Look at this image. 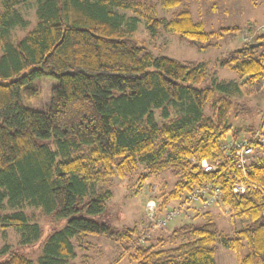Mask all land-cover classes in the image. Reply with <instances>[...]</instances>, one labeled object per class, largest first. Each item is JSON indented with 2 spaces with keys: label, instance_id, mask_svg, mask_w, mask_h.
<instances>
[{
  "label": "trees",
  "instance_id": "obj_1",
  "mask_svg": "<svg viewBox=\"0 0 264 264\" xmlns=\"http://www.w3.org/2000/svg\"><path fill=\"white\" fill-rule=\"evenodd\" d=\"M36 1V26L12 43L10 31L26 25L17 8L29 0H0V209L5 201L15 211L0 215V229L15 230L23 246L39 241L41 255L34 263L4 245L0 264H70L89 235H102L126 250L132 244L130 264H216L217 242L239 264H264V144L250 140L255 154L245 181L229 158L232 149L222 146L238 137L229 118L245 111L232 95L251 96L264 88V32L218 59L217 66L237 78L218 82L215 69L154 56L133 39L143 23L152 35L163 28L205 51L240 32L237 26L206 31L181 0H160L172 11L167 21L157 17L153 3ZM43 76L57 80L47 109L24 106L21 96L35 97L33 82ZM258 130L264 134V112ZM202 162L217 168L206 172ZM139 168L135 189L164 173L176 179L168 193L159 189L150 197L158 211L210 184L220 191L219 206L248 223L228 236L208 212H197L202 221L171 233L185 242L157 248L162 237L142 245L135 227L115 229L95 220L112 198L111 180ZM238 181L245 184L244 193L234 192ZM23 207L40 208L64 224L41 239L42 230Z\"/></svg>",
  "mask_w": 264,
  "mask_h": 264
},
{
  "label": "rangeland",
  "instance_id": "obj_2",
  "mask_svg": "<svg viewBox=\"0 0 264 264\" xmlns=\"http://www.w3.org/2000/svg\"><path fill=\"white\" fill-rule=\"evenodd\" d=\"M136 2H146L156 4L157 17L166 21L171 18L172 11H166L160 6V0H132ZM183 6L189 9L191 17L195 22L202 23L204 29L208 32L217 31L221 28H232L237 26L240 29L235 36L229 35L220 41V47L216 49H207L198 51L191 47L187 41L180 40L176 36L160 28L156 34L149 33L143 23H138L133 34V39L146 47L154 56H165L171 59L204 64L207 71L215 69L214 78L218 82H236L237 78L232 72L217 66V61L227 52L238 48L244 42L253 40L261 29H264V2L261 0H181ZM22 19L25 21V27L16 26L9 33L12 43H16L28 31L32 30L37 23V1L29 0L24 5L17 8ZM126 16H131L126 13ZM248 27H252V33H249ZM258 27V28H257ZM264 31V30H263ZM262 33V32H261ZM253 43V42H252ZM210 79L209 81H211ZM57 80L53 76H43L33 82V86L38 90V94L26 99L21 96L24 106L38 111H45L50 103V90L56 84ZM232 99L245 109L238 114H233L229 118V123L234 131H237L236 139H228L226 142H249L257 138L264 144V134L259 129L262 113L264 112V88L251 96H245L241 93L232 95ZM207 111V110H206ZM253 129L249 134L246 130ZM230 138V134L228 135ZM233 151L229 153L231 155ZM142 172L141 168L133 171L123 179L117 177L110 182L112 198L107 203L105 212L101 218H94L108 223L112 228H133L139 233V243L146 245L147 240L154 237L163 238V243L157 248H170L186 241V239L171 237L172 231L189 221H202L196 213L208 212L211 220L218 229L225 235L232 236L234 232L241 229L248 223L246 219H234L226 208L216 205L200 210L198 206H184L181 201H169L163 211L157 210V204L154 202L153 216L148 212L147 204H152L151 196L155 195L159 189L164 193L172 190L176 181L169 173L161 174L157 177L148 179L141 189H135L138 174ZM3 202V208L0 209V215L13 213ZM23 212L28 216L31 224H37L42 230L44 238L51 229L60 228L64 221H52L44 216L40 208L23 207ZM177 211V215L163 227L152 228V221L156 222L159 217H163L168 211ZM192 219V220H191ZM1 226V225H0ZM152 233V234H151ZM146 234H150L149 236ZM8 245L13 250L22 252L34 263L41 255V244L34 242L23 246L19 244V235L13 229H0V248ZM214 259L216 264H239L236 255L218 242L216 244ZM83 248H75L76 258L70 264H130L128 255L131 252V246L126 250L123 245L117 244L102 235H89L82 242ZM246 249L242 251L245 254Z\"/></svg>",
  "mask_w": 264,
  "mask_h": 264
},
{
  "label": "built area",
  "instance_id": "obj_3",
  "mask_svg": "<svg viewBox=\"0 0 264 264\" xmlns=\"http://www.w3.org/2000/svg\"><path fill=\"white\" fill-rule=\"evenodd\" d=\"M264 2V0H261ZM261 32H264V29H261ZM259 32V33H261ZM259 135L257 138L259 139ZM253 140V139H252ZM251 140V141H252ZM260 141V140H259ZM223 149H232L233 153L229 155V158L232 160L233 166L240 170L243 177L246 179L247 175V165L250 162V159L253 158L254 148L252 144L249 142H230L229 144L226 141L222 142ZM217 168V164H209L206 162H202V169L206 172L214 171ZM243 187L239 184H235L234 192L241 193L243 192ZM220 197V191L217 187H214L210 184H206L201 186L200 188H196L192 193L186 195L185 197V205H195L198 206V211L209 208L212 206L218 205V200ZM151 205L147 204L148 212L153 216L154 213V201H151ZM177 215V211L170 210L168 213L161 218L159 217L156 222H153L152 228L163 227V225H167L170 220H172ZM149 236V234H146Z\"/></svg>",
  "mask_w": 264,
  "mask_h": 264
},
{
  "label": "bare ground",
  "instance_id": "obj_4",
  "mask_svg": "<svg viewBox=\"0 0 264 264\" xmlns=\"http://www.w3.org/2000/svg\"><path fill=\"white\" fill-rule=\"evenodd\" d=\"M243 177V176H242ZM243 179H244V181L246 180L244 177H243ZM237 184H239V185H241L242 187H243V192H241V193H244L245 192V184L243 183V181H238V183ZM233 190H235V187H234V189ZM219 201V200H218ZM183 205H185V200L183 201ZM154 223L152 222V225H153ZM151 229H155V228H151ZM152 234V233H151ZM150 235V234H149Z\"/></svg>",
  "mask_w": 264,
  "mask_h": 264
},
{
  "label": "water",
  "instance_id": "obj_5",
  "mask_svg": "<svg viewBox=\"0 0 264 264\" xmlns=\"http://www.w3.org/2000/svg\"><path fill=\"white\" fill-rule=\"evenodd\" d=\"M258 46H260V43H257V44H251V45H249V48H254V47H258Z\"/></svg>",
  "mask_w": 264,
  "mask_h": 264
},
{
  "label": "crops",
  "instance_id": "obj_6",
  "mask_svg": "<svg viewBox=\"0 0 264 264\" xmlns=\"http://www.w3.org/2000/svg\"><path fill=\"white\" fill-rule=\"evenodd\" d=\"M248 28H250V27H248ZM252 28V27H251ZM258 28V27H257Z\"/></svg>",
  "mask_w": 264,
  "mask_h": 264
}]
</instances>
